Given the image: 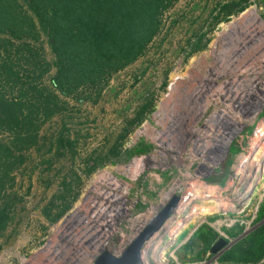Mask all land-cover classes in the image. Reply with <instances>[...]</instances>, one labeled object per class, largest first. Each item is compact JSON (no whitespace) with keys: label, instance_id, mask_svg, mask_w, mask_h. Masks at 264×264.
<instances>
[{"label":"rangeland","instance_id":"1","mask_svg":"<svg viewBox=\"0 0 264 264\" xmlns=\"http://www.w3.org/2000/svg\"><path fill=\"white\" fill-rule=\"evenodd\" d=\"M13 10L33 19L35 39L20 30L14 33ZM44 11L47 20L41 17ZM136 15L144 27L136 24ZM51 31L70 40L74 56L82 55L80 62L72 56L75 59L66 63L70 85L65 91L54 84L60 63ZM262 35L264 0L0 4V95L27 93L36 97L38 106L47 99L59 105L30 132L33 145L9 158L18 156L20 161L4 176L1 190L0 212L9 218L0 233V264H39L36 260L43 258L48 245L64 243L63 235L82 232L105 213L116 215L117 194L126 208L117 216L121 232L127 236L132 226H144L169 202L175 184L196 168L197 161L174 152L175 139L186 130L183 125L212 114V106L201 109L213 95L228 96L230 63H239L244 53L257 57L263 52L262 42L249 45ZM235 53L239 57L233 60ZM16 76L21 81L15 85L11 82ZM13 138L12 132L0 128V141L9 146ZM231 152L237 154V142ZM138 160L144 169L134 178L133 170H126ZM231 164L228 161L226 176ZM226 176L218 182L224 183ZM96 203L104 209L99 217ZM77 211L88 222L83 225L80 218L67 225ZM204 221L180 236L178 263L168 257V264H238L221 257L264 225V198L247 232L245 225L218 229L211 216ZM219 238L229 244L213 255L211 247ZM148 249L144 263L158 264L160 253Z\"/></svg>","mask_w":264,"mask_h":264},{"label":"built area","instance_id":"2","mask_svg":"<svg viewBox=\"0 0 264 264\" xmlns=\"http://www.w3.org/2000/svg\"><path fill=\"white\" fill-rule=\"evenodd\" d=\"M263 36L253 38L249 45L264 44ZM261 52L257 57L244 53L236 65L233 63L237 62L235 59L239 53L234 54L235 61L230 63L228 75V96L216 94L210 97L201 110L205 112L212 106V114L205 120L198 121L201 117L197 121L190 120L189 125H183L186 130L175 139L174 152L186 154L197 161V165L193 174L176 183L168 200L177 195L180 199L178 207L164 223L159 235L143 249V255L148 248L159 252L158 264H168L170 259L178 263L175 254L183 245L180 236L190 225L197 224L195 231L208 216L215 219L218 229L226 227L229 230L236 225H245V232L258 217L264 198V51L259 56ZM221 99L223 101L219 102ZM236 142L235 155L231 151ZM163 152L167 153L168 149L164 148ZM164 156L167 161L168 157ZM228 161L232 164L224 183L209 182L211 176L227 173ZM206 205L212 211L207 216L203 210ZM105 217H99L88 228L83 227L82 232L63 235V244L51 243L43 250V258L36 261L39 264H95L105 251L120 257L147 224L132 226L126 236L121 232L115 214L110 212ZM120 232V237L115 240ZM144 264L154 263L145 260Z\"/></svg>","mask_w":264,"mask_h":264},{"label":"trees","instance_id":"3","mask_svg":"<svg viewBox=\"0 0 264 264\" xmlns=\"http://www.w3.org/2000/svg\"><path fill=\"white\" fill-rule=\"evenodd\" d=\"M7 1L14 3V0H0V4L5 3L7 5ZM138 1L141 3L143 2V0ZM149 1L150 4L156 2V0ZM13 13V16L11 15L10 17V21L15 25L13 30L14 33L20 30L25 37L35 39V37L38 36V33H36V24L33 19L25 13L16 12L14 10ZM41 17H44L45 20L50 18L47 11H44L43 16ZM134 21L136 24L139 21L141 26L144 27V23L138 20L137 15L134 17ZM50 35L54 42V44H52L53 49L57 54L60 63V72L55 79L54 84L57 89L65 91L70 85V80H67L69 74L66 72V70H69V66H67L66 63L67 61L71 63V59H81L82 55L77 54L78 56H74V54L71 53V49L73 48L72 44L70 43V40H66L63 35L55 31H51ZM46 72L47 71H45V73ZM16 79L17 80L11 83L16 85L21 81V78H18V76H16ZM24 81H27V79L24 78ZM52 106H59L58 102L47 99L43 100V102L41 101V105L38 106L36 97L27 93L23 94V96L20 95L16 97L0 95V128L10 131L14 135L13 141H11L9 146L8 143L0 141V171L2 172V175H0V199L1 190L5 185L4 176L8 175L9 172L13 170V167L18 164V161H20L18 160V156L14 157L13 160L9 159L11 154H21L33 145L34 136L30 134V132L36 128V124L39 121H45L56 113ZM1 161L4 162L1 163ZM224 176H226V172L223 175H213L208 178V181L211 183L223 184L218 182V180ZM4 210H6V208H4ZM8 218V213H5L4 211L0 212V233L5 230ZM230 234L234 235L233 232ZM263 260L264 225L248 235L242 245L238 246L234 251L226 253L221 257V261L223 262L238 264H264Z\"/></svg>","mask_w":264,"mask_h":264},{"label":"water","instance_id":"4","mask_svg":"<svg viewBox=\"0 0 264 264\" xmlns=\"http://www.w3.org/2000/svg\"><path fill=\"white\" fill-rule=\"evenodd\" d=\"M179 197L174 195L171 200L165 204L158 215L153 216L144 229L131 241L130 245L120 257L114 256L109 251L103 252L96 260L95 264H144L143 249L152 236L159 231L164 223L171 217L179 204ZM229 242L225 238H219L211 247V254L217 255L224 249Z\"/></svg>","mask_w":264,"mask_h":264},{"label":"bare ground","instance_id":"5","mask_svg":"<svg viewBox=\"0 0 264 264\" xmlns=\"http://www.w3.org/2000/svg\"><path fill=\"white\" fill-rule=\"evenodd\" d=\"M219 115H223V114H219ZM154 159H155V157H154ZM136 168V169H135ZM135 169V170H134ZM138 169H140V170H138ZM144 169V163H143V161H135V162H133V164L131 165V166H129L128 168H127V170L126 171H132L133 170V177L135 178L136 176H137V174H138V172H141V170H143ZM129 173V172H128ZM131 173V172H130ZM176 186H177V184L175 185V187L174 188H176ZM174 190V189H173ZM107 194V193H106ZM108 195H110V194H108ZM113 199L115 200V201H117L118 202V206H117V211H116V216H119V213H120V211H121V209H126V208H124V206H123V203H121L120 204V200H122L123 199V197L122 196H120V195H114V197H113ZM97 204V203H96ZM101 205V204H100ZM97 210H98V212L99 213H97L98 214V216L97 217H99V215L101 214V212L103 213V211H104V209L102 208V207H99L98 206V204L96 205V207H95ZM106 208V207H105ZM204 212L206 213V214H212V211H211V209L210 208H208V207H206L205 208V210H204ZM110 213V212H109ZM108 213H105V215H104V218H102V219H105L106 217V215H107ZM156 215H158V211H156L155 212V216ZM82 219V221H80L83 225H85L87 222H88V218H86V217H84L83 216V214H82V212L81 211H77L76 213H74V215H72L67 221H65L66 222V224L68 225V224H71V223H73L75 220H79V219ZM80 219V220H81ZM84 219V220H83ZM152 220V219H151ZM151 220H149V221H151ZM145 221H148V220H145ZM148 221V222H149ZM147 222V223H148ZM145 224V223H144ZM66 225V226H67ZM143 227V226H142ZM161 230V229H160ZM160 230L159 231H157L153 236H152V238L149 240V242L157 235V234H159V232H160ZM138 235V234H137ZM136 235V236H137ZM135 236V237H136ZM134 237V238H135ZM133 238V239H134ZM132 239V240H133ZM149 242H147V243H149ZM146 243V244H147Z\"/></svg>","mask_w":264,"mask_h":264}]
</instances>
